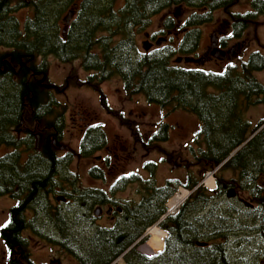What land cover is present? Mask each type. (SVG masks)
Here are the masks:
<instances>
[{"label": "trees", "instance_id": "obj_1", "mask_svg": "<svg viewBox=\"0 0 264 264\" xmlns=\"http://www.w3.org/2000/svg\"><path fill=\"white\" fill-rule=\"evenodd\" d=\"M241 1L0 0V130L4 143L14 148L5 157L12 163L13 173L25 139V151L30 154L34 150L36 127L38 132L42 129L39 134L44 143L47 123L53 124L52 139L57 133L60 136L65 107L57 95L70 86L89 87L105 99L102 84L121 78L128 96L141 92L167 113L182 110L199 118L200 129L194 136L198 147L195 143L191 150L194 165L201 166L200 173L191 174L184 186L194 189L207 172L215 171L217 188L199 186L179 212L164 221L162 226L170 231V237L161 253L147 257L135 247L127 253L125 264H256L236 256L238 234L253 231L249 238L264 237V117L253 124L246 116L251 106H264V82L257 76L264 72V53L255 50L238 62V58H227L235 62H228L221 71L180 69L168 47L140 56L134 53L136 30L147 27L154 15L177 3L191 10L190 22H211L213 10L223 8L229 11L237 33L247 30L262 13L264 0H252V10L244 15L231 12ZM71 9L76 16L62 28L61 18ZM22 10L28 11L23 25L18 17ZM174 17L179 16H166L167 27L174 26ZM195 33L187 39L197 40ZM49 55L63 63L81 60L87 77L72 71L64 84L55 83L48 74ZM103 105L108 108L106 102ZM24 126L28 137L18 138L16 130ZM167 132L166 125L161 126L147 143L149 149L166 140ZM133 134L144 141L140 131ZM153 182L151 177L148 194L128 209L127 217L148 218L152 224L165 212L172 192L165 193L164 187ZM231 189L234 198L227 196ZM84 193L93 198L96 189ZM143 231L113 236V230L102 229L100 244H91L96 250L89 258L111 264ZM261 254L258 264H264V247Z\"/></svg>", "mask_w": 264, "mask_h": 264}, {"label": "flooded vegetation", "instance_id": "obj_2", "mask_svg": "<svg viewBox=\"0 0 264 264\" xmlns=\"http://www.w3.org/2000/svg\"><path fill=\"white\" fill-rule=\"evenodd\" d=\"M238 4L233 6L232 9L237 7ZM181 7H183V3H177L174 8L178 10ZM194 10L196 11V9ZM218 10L221 11L223 8L214 9L213 11ZM261 10H264V8ZM247 11L238 10L233 12L231 10V12L241 15H244ZM227 13H229V11H227L226 14ZM261 14L262 13H260V15ZM227 17L230 19V24L225 21V23L216 25L217 28L212 26L213 29L210 33V38L214 41L206 47L203 46L204 28L212 23L214 24L215 19L211 22L199 24L190 22L189 17H174L172 19L174 26L169 28L166 23L167 20L164 18L160 30L146 34L149 40H144L142 45H139L138 42L134 53L140 56L145 53L150 54L155 50L167 49L168 47L172 55L173 63L180 69L221 71L223 68L220 66L216 69L209 68L207 65L214 57L220 59L240 58V51L248 44H246L247 41H245L246 32L251 27L250 26L247 30L240 29V33H237L238 30L235 29L234 21L231 20L228 14ZM151 22L152 18L149 20L150 24ZM193 31H196L195 34L198 35L197 40L192 37L187 39ZM160 34L164 36H160ZM118 79H120L123 91L125 92L123 80L121 78ZM102 92L105 95V99L101 97L102 93H99L100 105L107 110L106 112L108 114H113L112 116L119 120L121 126L129 128L133 133V121L125 116L123 111H114L113 109L111 111L108 105L109 99L107 98V93L103 88ZM126 96L129 98L142 96L148 101L147 97L141 92ZM104 101L108 108L103 105L105 103ZM148 102L151 103L150 101ZM165 112L166 118L173 113ZM75 115L79 116L80 122L76 121L77 118ZM62 117L63 122L62 127H60L61 134L57 136V133L55 139L61 138L66 132V114L64 113ZM69 118L73 122L76 121L74 123L81 132V136L78 135L80 137V150L82 147L89 145L92 148L89 150L91 154L97 152V154H94L96 158L94 167L89 169L90 175L97 181H109L110 192L100 187L95 188L96 193L93 198H91V196L84 193L85 189L78 188L81 184L79 181L80 178L72 177L69 175V171L67 172V170H69L68 166L73 159L69 154L67 155V152L59 153L53 145L54 139H52V136L54 134L52 122L45 125L47 136L46 144L42 141L39 134L42 129L38 132L37 127L33 139L34 150L32 153L29 154L25 151L27 140L25 139L23 141L22 146L19 147V150L22 152L21 157H18L16 163H13V168L15 169L14 173L11 170L12 163L7 162L5 159L6 155L13 151L14 148L4 143V134L3 131L0 130V264H49L48 262H36L32 255L31 249L33 245L38 247L42 246V244L54 245L59 248L62 247L63 250L74 257L78 264H96L91 258L84 257L87 249L86 247L92 243H94V245L100 244V231H102V229L113 230L111 234L115 236L114 232L121 223V219L127 217L128 209L133 206L135 207V205L139 204L148 194L151 177L154 179V185L165 188V193H171V191H173L171 190L173 187L169 188L172 184V179L168 178L165 184L158 183L156 173L157 162L146 159L142 163V168L149 174V177L144 179V182H141L146 189V192L144 191L141 193L142 199L137 204L132 205L130 200L123 201L121 198L117 197L116 191L118 189H124L128 184L139 181L135 178L136 174L133 173V170L127 171L129 161L133 159L127 142L122 139L117 132L114 134V138L108 139V131L105 124L95 123L97 121H94L91 113L86 110L82 112L78 109H73ZM163 125H166L168 136L167 139L162 142L165 143L169 140L172 126L170 122L165 119L161 121L159 127L157 126L158 128L153 132L152 137L144 140L145 146L143 148L146 151L149 150L147 143L156 136L155 134ZM24 129H26V127H24ZM24 129L20 128V131L16 130L18 138L28 137ZM137 130H139L141 134V129L138 128ZM22 135L24 137H22ZM81 155V159H83L86 158L85 155L89 154H87L86 151H82ZM72 213H76L75 217H79L84 226L90 224L91 227H93L89 233L94 232L91 236L85 234L87 240L84 241L82 245L75 242V239L78 238V235H75L77 231L74 230L73 233L69 229V217L73 222H78V220L74 221L72 219ZM103 215L109 216L110 218L113 216L112 222L114 225L112 227L106 228L99 224V219H101ZM159 217L160 219L157 224L162 225L164 221L171 216H165L163 213ZM140 220L143 221L138 229L143 228L145 231L151 225L149 224L150 219L143 217ZM65 224L67 225L66 227H64ZM53 231H56L62 239L54 236ZM147 233L141 234L139 239H144ZM33 239H35V241H32ZM124 239L125 238L122 237V240ZM140 240H136L130 246L136 245ZM133 248L134 247L131 249Z\"/></svg>", "mask_w": 264, "mask_h": 264}, {"label": "rangeland", "instance_id": "obj_3", "mask_svg": "<svg viewBox=\"0 0 264 264\" xmlns=\"http://www.w3.org/2000/svg\"><path fill=\"white\" fill-rule=\"evenodd\" d=\"M252 0H243L241 3L237 5V7L233 8L232 11H247L252 10L251 5ZM76 5V4H75ZM77 6V5H76ZM175 7V6H174ZM174 7H171L170 9L163 10L160 13L154 15L152 17L151 24L149 23V27L145 26L140 31L136 30V40L137 43L139 42V45H142V42L145 40H149V37L146 36V34L153 33L156 31H159L163 22L162 20L166 18L167 15H176L179 17L187 18L189 14L191 13V10L183 9L184 7H181L180 9H175ZM191 9V8H189ZM177 11V14L175 12ZM262 14L258 16L256 19V24L251 26L245 35V41L247 46L244 47L240 51V59H246L248 58L249 54L254 51L260 49L264 53V10H261ZM26 14H28L27 10H22L18 17L20 19L21 24L23 25L26 22ZM68 14L66 12L62 18H61V27H65L66 25H70L71 21L74 20L76 16V12L73 15L72 20L70 23L64 22V17ZM213 19L214 24L208 25L204 28V35H203V46L206 47L207 45H210L212 40L210 38V33L212 32V26L218 25L219 23H225V21L230 24V19L227 17V14L225 10L221 11H213ZM160 36H164L163 34ZM225 59L219 60L218 57H214L211 62L207 65L209 68H218L224 67L228 62H235L237 58H235V61H227ZM47 60L49 61V77L52 81L55 83L62 85L65 83V79L72 71H77L78 75L82 78L87 77V71H85L81 65V60H74L69 63H63L61 62L57 57L54 55H49L47 57ZM240 61L239 57L237 62ZM258 78L264 82V72L258 73ZM102 88L107 93V98L109 99V108L113 109L114 111H123L124 115L127 116L131 121H133L134 124V131H136L138 128L141 129V136L144 138H150L153 135V132L159 127L162 120H168L172 126L171 129V135L167 142L165 143H159L152 145L153 148L146 151L143 147L145 146V142L137 139V137L134 136L132 131H130L129 128L121 126L119 120L116 119V117L112 116L113 114H108L106 109H104L103 106L100 105V95L99 92L89 88V87H74L70 86L67 89H64L61 94H58V98L61 101L64 108V113L66 114L67 118V128L65 135H63L61 138L54 140V147L56 150L59 151V153H66L67 155L73 159V161L70 162V165L68 166L69 175L72 177H79L80 178V185L79 189H95V188H103L106 190L109 189V181L102 182L97 181L90 175V168L94 167V164L96 162V158L94 157V154H97V152L91 154L90 149H92L89 145H86L85 147H82L81 150L84 152L86 151L87 154L85 155L86 158L81 159L82 157V151L79 148V142L81 132L77 129L76 124L74 122H80L79 116L75 115L77 118L76 121H72L69 116L73 109H78L80 111H87L90 112L91 115L94 118V121H97L95 123H103L106 126V129L108 131V139L114 138V134L117 132L122 139H124L127 142V145L130 149V152L133 155V159L129 161V164L127 166V171L133 170V173L136 174L135 178L139 181H134L132 184H128V186L124 189L121 188L116 191L117 197L121 198L123 201L130 200L132 202V205L137 204L142 199V192H144L146 189L141 182H144V179L149 177L147 172L142 168V163L146 159L154 160L157 162V182L161 184H165L166 180L168 178L172 179V184L169 186V188H172L171 191L172 194L170 197H168L167 201L165 202V212L164 215H170L175 216L181 207L187 202L190 194H192V189H188L184 186V183H186V179L193 173L199 174L201 166L194 165V161L196 159L194 158L192 154L191 148H196V141L194 136L196 132L200 129V121L199 118L191 113H187L181 110H177L173 112L171 115L165 117V111L162 110L159 106L155 104H151L148 101L145 100L142 96H134V98L127 97V93L123 91L121 81L118 78H113L111 80H107L102 84ZM60 110H63L61 108ZM246 116L249 118L253 124H256L257 121H259L261 118L264 117V106L259 104L255 106H251L246 111ZM158 126V127H157ZM27 127V126H24ZM24 127L22 129H24ZM19 130V128H17ZM20 131V130H19ZM139 132V130H137ZM17 133V132H16ZM22 137H24L22 135ZM196 143V145H195ZM26 146H28V143H26ZM154 146H157L154 148ZM198 147V145H197ZM239 150L236 149L234 153H236ZM167 155V157H166ZM164 157V160H163ZM171 161V162H170ZM191 161V162H189ZM207 175V173H206ZM201 178V180H205L206 184H204L205 188L208 190H214L217 188V178L214 175V185L215 186H209L207 184V179L209 174ZM227 177L231 176V172H227ZM143 178V179H142ZM186 190L187 192H190L188 194L187 198L184 200V202L176 208H172V203L177 197L178 194L182 195V191ZM231 191V190H229ZM110 192V191H109ZM146 192V191H145ZM228 196V195H227ZM191 197V196H190ZM235 197V196H234ZM229 197L228 198H234ZM243 201V199H241ZM147 202V201H146ZM159 202V200H158ZM172 202V203H171ZM247 206H249L248 203H246ZM127 212V211H126ZM126 214V213H125ZM72 219L69 217L70 222V231L74 233V230H76V234L78 235V238L75 239V242L82 245L84 241L87 240V236H91L92 233H89V231L93 228L90 224H86L84 226L81 222V219L79 217H75L76 213H72ZM141 219V218H140ZM160 219V217L157 218V220L151 224L144 233H147L148 229L151 227H158V229L162 230L166 233V236L163 241V247H159L157 244V240H153L154 235L152 232L147 233L146 237L142 240L139 239V237L136 239L137 241L140 240L136 245L129 246L122 254L117 256L114 261L111 264H125L126 263V255L127 253L132 250V247H136V249L146 255L147 257H154L155 255L161 253L165 246L166 242L170 237V231L167 230V228L163 227L162 225H158L157 222ZM113 216L110 218L109 216L103 215L101 219H99V224L106 228H110L114 225ZM143 220L139 219H132L130 217H123L121 219V223L118 225V228H116L114 234L115 236H118V234H123L126 232H129L130 234L133 233L136 229L138 230L139 226H141V222ZM133 223H137V228L133 226ZM67 225L65 224L64 227ZM85 228V229H84ZM95 230V229H93ZM54 232V236H57L58 238H61L56 231ZM243 232V231H241ZM143 233V234H144ZM253 231H249V233H240L238 234V237H240V242L238 243L239 246V254L236 257H244L247 262L251 263H259L260 258L262 257V250L264 247V237H260L259 235H256V238H249L250 236H253ZM86 234V235H85ZM142 234V235H143ZM132 235V234H131ZM64 236V235H63ZM112 238V236H111ZM236 237H233L235 239ZM62 239V238H61ZM135 240V241H136ZM32 241H35L33 239ZM134 241V242H135ZM89 242V241H87ZM133 242V243H134ZM89 245L87 247V252L84 254V257H89L92 255L93 250H96L95 247H90ZM112 246V245H111ZM113 247H115L113 245ZM32 255L36 262L38 263H46L49 264H78L77 261H75L74 257L71 256V254H68L67 251L63 250L62 247L57 246H51V245H45L42 244V246L35 247L33 245L32 247ZM238 251V250H237ZM98 253V252H97ZM110 255V250H107L105 253V256L108 257ZM102 260L96 261V264H101Z\"/></svg>", "mask_w": 264, "mask_h": 264}, {"label": "bare ground", "instance_id": "obj_4", "mask_svg": "<svg viewBox=\"0 0 264 264\" xmlns=\"http://www.w3.org/2000/svg\"><path fill=\"white\" fill-rule=\"evenodd\" d=\"M207 184L209 186H214V179L213 177H210L208 180H207ZM188 196V192L186 190H183L182 191V195L181 194H178L177 197L175 198V200L173 201L172 203V208H176V207H179L183 202L184 200L187 198ZM152 232V234L154 235V238L153 240H157V244L159 247H163V241H164V238L166 236V233L163 232L162 230L158 229V227L154 226V227H151L148 231V233Z\"/></svg>", "mask_w": 264, "mask_h": 264}, {"label": "water", "instance_id": "obj_5", "mask_svg": "<svg viewBox=\"0 0 264 264\" xmlns=\"http://www.w3.org/2000/svg\"><path fill=\"white\" fill-rule=\"evenodd\" d=\"M74 13H75V10H74V9H71V10L68 12V14L64 17V22L67 23V24L70 23V21H71L72 18H73ZM232 154H234V152H233ZM228 196H229V197H234V196H236L235 191L231 189V191L228 192Z\"/></svg>", "mask_w": 264, "mask_h": 264}, {"label": "built area", "instance_id": "obj_6", "mask_svg": "<svg viewBox=\"0 0 264 264\" xmlns=\"http://www.w3.org/2000/svg\"><path fill=\"white\" fill-rule=\"evenodd\" d=\"M208 174H209V176H208V179H209L210 177H213V174H214V173H213V172H210V173H208ZM208 174H207V175H208ZM208 179H207V180H208ZM201 184H203V185L206 184V181L204 180ZM204 186H205V185H204ZM188 194H190V192H188Z\"/></svg>", "mask_w": 264, "mask_h": 264}]
</instances>
